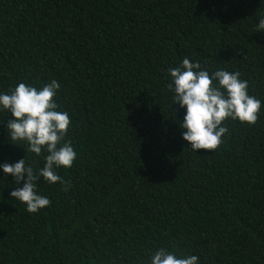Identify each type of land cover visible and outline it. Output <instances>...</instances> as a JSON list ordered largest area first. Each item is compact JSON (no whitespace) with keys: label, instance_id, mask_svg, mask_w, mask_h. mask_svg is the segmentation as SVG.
Wrapping results in <instances>:
<instances>
[{"label":"trees","instance_id":"obj_1","mask_svg":"<svg viewBox=\"0 0 264 264\" xmlns=\"http://www.w3.org/2000/svg\"><path fill=\"white\" fill-rule=\"evenodd\" d=\"M262 16L264 0H0V91L57 80L76 152L57 169L67 191L36 182L50 200L36 213L0 177V264H146L157 247L264 264ZM184 57L240 72L261 100L254 124L223 122L215 150L181 138L167 69ZM8 118L0 162L42 167L47 153L8 141Z\"/></svg>","mask_w":264,"mask_h":264},{"label":"clouds","instance_id":"obj_2","mask_svg":"<svg viewBox=\"0 0 264 264\" xmlns=\"http://www.w3.org/2000/svg\"><path fill=\"white\" fill-rule=\"evenodd\" d=\"M257 32H264V16L256 24ZM167 88L171 101L183 109L178 119L182 140L188 142L191 151L215 150L227 132L224 121L238 120L254 124L261 109V100L248 93V81L238 71L223 68L209 72L199 61L188 57L181 59L176 67L167 69ZM60 84L52 79L40 87L18 82L7 92L0 91V111L10 118L5 123L8 141L22 145L27 151L41 156L43 166L35 171L26 163L25 157L14 162H0L2 178L11 174L13 182L20 184L9 196L25 205V211L36 213L50 205L48 197L36 191V182L43 179L48 184L59 182L67 191L66 181L57 169L70 168L76 152L69 141L64 140L71 123L67 111H58L56 96ZM21 141L22 143H14ZM63 141V142H62ZM146 264H199L196 255H179L166 247L150 252Z\"/></svg>","mask_w":264,"mask_h":264}]
</instances>
